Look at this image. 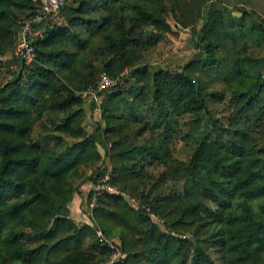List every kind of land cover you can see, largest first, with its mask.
Here are the masks:
<instances>
[{
  "label": "trees",
  "instance_id": "1",
  "mask_svg": "<svg viewBox=\"0 0 264 264\" xmlns=\"http://www.w3.org/2000/svg\"><path fill=\"white\" fill-rule=\"evenodd\" d=\"M68 4L57 22L38 0H0V57L41 16L36 61L17 57L20 68L0 80V264H264V143L252 125L264 116V58L248 41L264 36L260 13L218 0ZM178 27L191 30L189 59L146 62ZM103 72L117 83L88 107L84 93ZM227 93L241 106L225 124L209 101ZM37 125L45 143L33 138ZM98 162L94 185L109 172L116 191L80 224L74 183Z\"/></svg>",
  "mask_w": 264,
  "mask_h": 264
},
{
  "label": "rangeland",
  "instance_id": "2",
  "mask_svg": "<svg viewBox=\"0 0 264 264\" xmlns=\"http://www.w3.org/2000/svg\"><path fill=\"white\" fill-rule=\"evenodd\" d=\"M74 0H68V3H73ZM221 4H229L230 8L234 6H244L249 10H256L260 13L261 17L264 20V0H218ZM68 4V5H69ZM238 4V5H237ZM50 13L53 21L62 22V18L60 13ZM235 14H239L235 12ZM171 22L173 20L171 17H168ZM201 21H199L196 25V28H200ZM36 34V30H33V35ZM191 30L183 27L175 28L174 32L167 34V38L158 43L156 47L150 50L146 55L144 60L151 64H169V65H178L183 64L185 61L189 59L191 54L194 52V48L190 44ZM252 49L254 56L257 58H264V36L255 35L251 36L248 39ZM16 55V49L14 53L7 54L5 56L0 57L1 67H0V80L6 79L9 77H5L6 68L10 67V69H19L20 62ZM222 89L221 87H218ZM89 96L86 97V102L88 107L90 105ZM260 105L262 106V110L264 109V92L262 94ZM241 104L237 103L236 100L233 99L230 93H227L225 98L221 102L209 101V108L213 115L216 118L221 119L225 124H228L227 119L231 116L235 110L240 108ZM59 119V114L56 113H46L44 116V121L49 125L53 126ZM101 119V110L100 108H96L93 112L88 109L87 113H85L84 117V125L88 132H92L96 126V120ZM187 121V119H186ZM253 128L261 142L264 143V116L260 121L252 120ZM47 134L43 132L42 128L37 125L35 127L33 138L36 141H40L45 143L46 141L43 139ZM173 147L175 153L178 157L187 159L190 152V146L184 144L180 135H177L173 140ZM105 163L98 162L96 165L90 168H86L84 178L76 181L74 183L75 191H74V200L72 201L70 208L73 219L80 224L90 223L89 214L91 212V208L89 206V195L90 191L95 187L94 178L98 175L101 169L104 167ZM87 248H91V241L88 242ZM118 256V254H117ZM116 256V257H117ZM119 257V256H118Z\"/></svg>",
  "mask_w": 264,
  "mask_h": 264
},
{
  "label": "built area",
  "instance_id": "3",
  "mask_svg": "<svg viewBox=\"0 0 264 264\" xmlns=\"http://www.w3.org/2000/svg\"><path fill=\"white\" fill-rule=\"evenodd\" d=\"M39 4L43 7V11L46 14L59 12L68 2V0H38ZM41 16L34 17L23 22L22 30L19 33V39L16 46V55L24 60L26 64H32L37 59L36 49L32 42V35L34 26L33 24L38 22ZM129 72L126 69L121 75H125ZM117 83V79H112L107 72H103L100 76L99 83L96 86H91L84 93V97H90L95 99L96 102H100L107 90L112 88ZM110 173H106L103 177L98 179V183L94 188V194L91 202L89 203L90 208H94L97 203V197L104 193L115 192L116 188L110 184ZM100 264H110V262H101Z\"/></svg>",
  "mask_w": 264,
  "mask_h": 264
},
{
  "label": "water",
  "instance_id": "4",
  "mask_svg": "<svg viewBox=\"0 0 264 264\" xmlns=\"http://www.w3.org/2000/svg\"><path fill=\"white\" fill-rule=\"evenodd\" d=\"M40 9H42L43 10V7L40 5Z\"/></svg>",
  "mask_w": 264,
  "mask_h": 264
}]
</instances>
